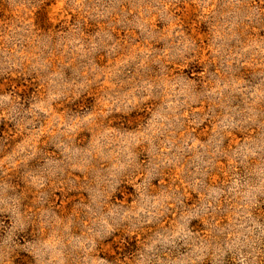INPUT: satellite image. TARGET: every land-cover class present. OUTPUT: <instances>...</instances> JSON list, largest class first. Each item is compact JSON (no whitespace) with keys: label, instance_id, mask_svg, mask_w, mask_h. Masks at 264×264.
Listing matches in <instances>:
<instances>
[{"label":"rangeland","instance_id":"obj_1","mask_svg":"<svg viewBox=\"0 0 264 264\" xmlns=\"http://www.w3.org/2000/svg\"><path fill=\"white\" fill-rule=\"evenodd\" d=\"M0 264H264V0H0Z\"/></svg>","mask_w":264,"mask_h":264}]
</instances>
